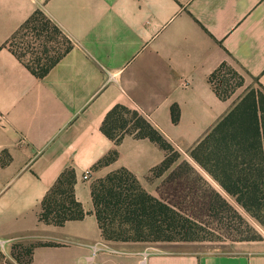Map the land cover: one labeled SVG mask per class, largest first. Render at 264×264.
<instances>
[{
    "label": "crops",
    "instance_id": "0c3cea01",
    "mask_svg": "<svg viewBox=\"0 0 264 264\" xmlns=\"http://www.w3.org/2000/svg\"><path fill=\"white\" fill-rule=\"evenodd\" d=\"M39 13L71 44L43 78L10 46ZM224 64L264 90V0H0V264H24L17 245L36 246L31 264H140L145 251L147 264H264V254L168 253L106 241L95 215V181L126 170L158 198L153 172L170 157L131 125L110 139L102 128L118 106L214 181L191 153L242 99L237 91L221 100L211 84ZM113 152L114 162L99 165ZM67 171L86 216L48 225L40 221L43 200ZM99 243L108 248L92 258Z\"/></svg>",
    "mask_w": 264,
    "mask_h": 264
},
{
    "label": "trees",
    "instance_id": "16d2710c",
    "mask_svg": "<svg viewBox=\"0 0 264 264\" xmlns=\"http://www.w3.org/2000/svg\"><path fill=\"white\" fill-rule=\"evenodd\" d=\"M37 14L19 31L17 36H29L44 30L39 28ZM49 23V22H48ZM47 23V25H48ZM50 24V23H49ZM57 30V28H56ZM71 49L66 40L64 49L45 64L36 61L29 70L37 77H45L50 70ZM13 52L19 57L16 50ZM21 59V57H19ZM227 64L222 65L210 78L217 95L221 100L231 97L230 80L221 73L229 70ZM176 109L173 108V113ZM177 118L175 117V122ZM137 133L138 138H149L163 149L173 151L165 139L154 130L136 112L124 107L114 108L105 119L103 132L115 139L119 130L127 129ZM121 138L116 139L119 143ZM118 157L111 153L99 165H109ZM170 156L154 170L155 176H161L170 168L173 159ZM192 159L202 167L211 178L219 184L223 191L259 225L264 228V96L253 92L241 99L229 114L218 123L213 131L191 153ZM187 171L194 174L198 181L209 186L194 168L187 166ZM76 183L73 171L63 173L55 186L48 192L42 203L40 221L48 225L64 226L67 222L83 220L86 216L82 205L76 200L74 187ZM92 197L99 227L104 240L116 243H168L194 244L212 241V239H228L238 242L261 241V237L248 225L241 216L219 194L214 193L210 203L205 204L210 212L226 210L235 214L239 228L229 226L228 233H237L236 238L223 234L189 215L180 205L172 204L154 197L142 188L139 181L128 171L112 173L92 185ZM233 235V234H231ZM253 235V236H247ZM40 246H53L44 244ZM20 246H15L17 250ZM36 246L25 251L24 264L32 263V255ZM20 262L21 259L16 257Z\"/></svg>",
    "mask_w": 264,
    "mask_h": 264
},
{
    "label": "rangeland",
    "instance_id": "374dc122",
    "mask_svg": "<svg viewBox=\"0 0 264 264\" xmlns=\"http://www.w3.org/2000/svg\"><path fill=\"white\" fill-rule=\"evenodd\" d=\"M37 19H39L37 26L44 30L41 36L37 33L30 34L29 36H17L10 44L11 48L17 51L19 57L33 68L36 67L37 60H42L43 64H45L49 59L55 58L64 49L66 43L64 36L52 24H49L45 18L39 16ZM228 69L224 70L221 75L230 80L231 94L234 90L233 93L238 91V94L242 98L253 92L264 96V90L258 84L257 80L238 71L231 65L228 66ZM170 156L173 159L170 168L161 176L154 175L153 181L151 180L154 184L153 188H156L158 193V198L172 204L180 205L181 209L189 215L209 224L212 228L218 229L223 234L232 236L231 238H236V232L228 233L225 230L229 226L240 229V224L235 214L229 213L221 208L214 213L206 210L205 204L210 203L211 198L214 197V193H219L234 211L255 230L261 237V241L238 242L228 239H222V241L212 239V241L194 244H146L148 246L161 247L163 251L168 253L192 252L199 255L264 254V228L247 214L233 198L227 195L218 183H214L213 181L209 184L205 181L209 184L207 186L204 182L198 181L194 174L188 172L187 166L191 168H194V166L185 156L174 151H170ZM195 171L199 176H202L196 169ZM28 248L29 246H20L14 251L15 257L25 262L24 254Z\"/></svg>",
    "mask_w": 264,
    "mask_h": 264
},
{
    "label": "built area",
    "instance_id": "2783aa9c",
    "mask_svg": "<svg viewBox=\"0 0 264 264\" xmlns=\"http://www.w3.org/2000/svg\"><path fill=\"white\" fill-rule=\"evenodd\" d=\"M90 176H91V171L88 170L85 172L83 179L87 181L90 179ZM5 246H6V242L0 241V249H4ZM107 248L108 247H106L104 243H99V244L92 246L91 257L97 258L102 253V251L107 250ZM149 257H150L149 251H145L143 254H141L140 264H147Z\"/></svg>",
    "mask_w": 264,
    "mask_h": 264
}]
</instances>
